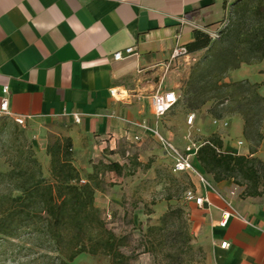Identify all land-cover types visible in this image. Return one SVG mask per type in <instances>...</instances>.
<instances>
[{
    "label": "crops",
    "instance_id": "crops-1",
    "mask_svg": "<svg viewBox=\"0 0 264 264\" xmlns=\"http://www.w3.org/2000/svg\"><path fill=\"white\" fill-rule=\"evenodd\" d=\"M231 1L0 0V100L7 87L12 116L40 126L43 133L62 128L72 140L73 164L82 174L90 173L103 149L144 137L138 124L148 125L149 109L154 125L163 119L179 129L191 127L186 123L191 112L185 114L179 102L156 119L152 96L165 90L179 96L190 71L187 54L173 55V49L185 48L193 29L218 22ZM129 47L132 55L113 58ZM242 66L222 81L232 82L229 74ZM111 88L124 90V96H112ZM196 122L200 129L204 120L196 116ZM228 134L219 136L222 150L249 155L241 115L231 116ZM46 144V138L37 140L40 152ZM197 147L190 153L193 161ZM259 149L251 156L259 157ZM215 183L218 190L191 178L196 193L209 202L185 203L197 242L207 251L205 264H264V204L251 196L238 199L227 193L228 183ZM225 209L235 215L221 226ZM224 241L228 244L222 248Z\"/></svg>",
    "mask_w": 264,
    "mask_h": 264
},
{
    "label": "rangeland",
    "instance_id": "rangeland-1",
    "mask_svg": "<svg viewBox=\"0 0 264 264\" xmlns=\"http://www.w3.org/2000/svg\"><path fill=\"white\" fill-rule=\"evenodd\" d=\"M199 29L207 32L215 41L229 30L233 31V49L240 65L243 66L229 74L230 81L247 79L252 83L264 82V0H232L218 22L213 26L203 25ZM223 46L227 47V44ZM186 54L190 72L197 73L202 67L208 72L210 67L205 68L198 64L207 54L206 50L193 53L186 51ZM220 66V63H214L211 70ZM186 81L187 79L182 81L179 96L183 93ZM261 93L264 95V85ZM216 103L217 101L211 100L198 109H189L180 101L179 106L185 114L191 111L195 113L191 127L186 130L179 129L174 122L166 124L163 119L159 120L161 123L154 125L150 109V120L147 123L149 126H156L175 147L190 155L191 150L200 146L206 139L229 137L231 116L238 113L230 111L231 100H225L218 106H215ZM209 109H214V116L208 112ZM196 116L204 120L200 129L196 124ZM248 116L261 118V124H264V103L249 111ZM213 118H227L229 126L227 129H220L214 125L216 131L211 132L214 128L211 122ZM39 127L19 125L8 116H0V172H7L13 162L21 160L17 157L16 148L23 146L24 150L28 147L32 149L42 166L44 177H50L49 156L46 154V148L42 152L39 151L37 140L46 138L48 144L57 137L66 136L62 128L55 126L45 132V137ZM203 129L208 133H203ZM144 134L143 138L137 140H123L113 150L105 148L101 155L94 158L95 163L115 161L123 165L120 174L115 171H102L99 176L101 187L95 192L94 202L98 205L107 228L119 238L120 251L129 257L127 264H205L207 251L197 242L189 212L183 201V192L191 184V177L183 173H173L172 159L164 153L159 141L147 133ZM247 144L250 149L251 144L248 141ZM261 146H264V140L257 148H260L257 158L264 161V148ZM239 152L241 153V149ZM207 178L218 190L211 175L208 174ZM222 182L228 183L229 189L226 191L231 196L238 199L249 197L243 193L244 183H234L231 178ZM0 192H6L1 184ZM169 196L172 197L170 200L167 199ZM254 200L264 204V194ZM169 205L177 210L166 230L147 235L148 227L161 225L160 217L168 210ZM13 243L11 245L7 240H0V264H37L42 261L40 255L45 253V250L39 248L34 240L21 238ZM68 264H110V258L102 254L93 256L82 253Z\"/></svg>",
    "mask_w": 264,
    "mask_h": 264
},
{
    "label": "trees",
    "instance_id": "trees-1",
    "mask_svg": "<svg viewBox=\"0 0 264 264\" xmlns=\"http://www.w3.org/2000/svg\"><path fill=\"white\" fill-rule=\"evenodd\" d=\"M192 37L185 45L186 51L206 50L207 54L198 64L210 68L208 72L203 67L197 73L190 72L177 102L183 101L187 108L198 109L211 100L217 101L215 106L231 100L230 111L241 115L243 136L251 144L249 155L233 154L222 150L219 136L211 137L197 148L193 162L215 182L231 178L234 183H244V195L260 196L264 194V161L251 155L264 140V124L261 118H250L248 112L264 103V95L259 93L261 83L247 79L222 81L228 70L242 65L233 49L232 30L215 41L207 32L195 28ZM214 63L221 66L211 70ZM214 109L208 111L213 116ZM16 152L21 160L13 162L7 172H0V184L6 190L0 192V240H7L11 245L21 238L34 240L45 250L40 255L42 261L37 264H68L82 253L107 255L110 264H127L129 257L120 251L119 238L107 228L94 202L95 192L101 187L102 171L120 174L123 165L101 161L92 165L90 173L82 174L73 164L71 138L57 137L46 146L50 175L46 178L30 147L24 150L18 146ZM176 210L169 205L160 217L161 225L148 227L147 235L165 231Z\"/></svg>",
    "mask_w": 264,
    "mask_h": 264
},
{
    "label": "built area",
    "instance_id": "built-area-1",
    "mask_svg": "<svg viewBox=\"0 0 264 264\" xmlns=\"http://www.w3.org/2000/svg\"><path fill=\"white\" fill-rule=\"evenodd\" d=\"M134 48L129 47L126 48L123 51H117L113 54V58L115 60L122 59L124 56H129L134 53ZM185 53L186 49L183 47H176L173 49V55H178L180 52ZM7 87H4L3 89V97L0 100V116H8L12 118L17 124L19 125H25L26 121L25 118L21 116H12L9 111V99L7 96ZM110 94L112 96H118L123 97L125 94V91H117L116 88L110 89ZM178 96L174 91L171 90H165V91H156L152 96V111L153 115L156 119H159L163 116H165L172 107L177 103ZM195 119L194 113H189L186 118V123L188 125H191ZM74 121H79V116L74 115ZM213 125L216 127H219L220 129H227L229 126V120L227 118H213L212 119ZM138 127L142 129L145 133L155 137L164 153L172 159L171 163V170L173 173H186L191 178H194L202 185L204 188L211 189L213 188L211 183L209 182L207 176L200 171L194 164L191 155L179 150L177 147L174 146V144L171 142V140L163 135L156 126H149L147 124H138ZM134 139H139L138 136H135ZM238 146L243 145V141L237 142ZM81 182H84V180H81ZM183 201L185 203L194 202L197 206H202L204 203L209 202L208 197L204 194H197L196 190L191 186L187 188L183 195ZM235 215L231 210L225 209L222 211L220 225L225 226L228 219ZM227 242H222L221 247L225 248L227 246Z\"/></svg>",
    "mask_w": 264,
    "mask_h": 264
}]
</instances>
